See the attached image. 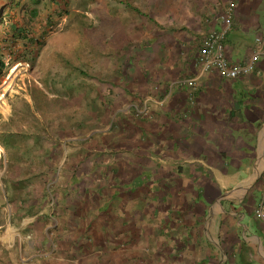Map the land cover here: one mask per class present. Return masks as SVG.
Wrapping results in <instances>:
<instances>
[{
    "label": "crops",
    "instance_id": "1",
    "mask_svg": "<svg viewBox=\"0 0 264 264\" xmlns=\"http://www.w3.org/2000/svg\"><path fill=\"white\" fill-rule=\"evenodd\" d=\"M203 1L208 7V23L204 29L209 31L223 26L222 20H217L218 10L230 1L236 3L234 26L225 40L226 57L230 62H246L261 49L255 70L237 79L222 78L213 70L202 74L193 89L184 83L198 73L196 61L194 69L189 62L191 53L184 56L182 50L167 49L158 60L157 70H150L153 81L146 80L139 86L146 93L140 98L134 97L118 110L116 107L122 104V99L130 100L131 88L128 79H112L109 89L113 90L111 97L114 98L107 101L99 96L95 100L99 107L93 121H103L101 108L113 105L119 119L131 127L130 132L137 131V137L142 133L144 140L142 144L122 141L112 144L105 150L109 154L102 159L100 153L102 155L104 147L95 146L92 152L98 154L89 163L93 176L86 182L91 181L88 194L96 192L99 196L95 199L107 203L94 205L96 210L91 216L95 218L104 212L116 218L118 226L127 222L133 210L125 209L127 198L122 190H131V186L134 189L135 185L125 181L127 176L123 171L128 167L141 169L138 185L158 184L159 198L163 200L159 224L153 229V252L146 254L148 261L154 259L155 249H159L160 264H264V219L255 214L264 193V0H220L218 4ZM182 40L177 39L176 43ZM122 92L125 97L121 96ZM17 101V98L8 99L7 94L0 97V138L17 131L21 133L18 141L9 147L6 142L5 145L0 143L9 163V167L3 161L1 164L3 156L0 157V217H7L6 221H0V264H84L81 257L77 260L65 256L40 259L45 244L38 238L39 224L43 219L51 221V216L47 209H32L33 202L43 196L44 180H50L53 186L59 184L62 189L72 180L69 159L72 150L68 138H54V130L52 138L40 149V132L35 125L25 123L17 127L18 130L7 128V122L16 119L12 107ZM23 104H26V113L21 115L34 121L32 99ZM65 113L70 114L64 110L60 115ZM22 127L26 130H21ZM80 130L76 150L84 152L85 157L89 153L85 146L87 137L84 138ZM102 131H92L91 138H98ZM108 165L114 168L110 177L106 171ZM147 168L149 170H145ZM105 176L112 182H106ZM77 179L79 186L84 183V178ZM108 185L114 187L106 190ZM102 192L106 195H101ZM27 199L29 202L23 203ZM23 216L30 217L26 224H30L31 233L27 237L33 235L34 239H23ZM13 219L15 222L20 219L21 223L16 226ZM122 226L123 232L134 231L128 224ZM83 227L78 228V235L71 240L77 250L81 248L78 241H82V232L88 225ZM116 228L114 231L118 233ZM42 234V237L50 235L45 231ZM47 240L50 242L49 238ZM118 243V240L110 243V256H103L100 247V252L92 259L93 264H132L131 254L122 259L117 257V252H112L118 248Z\"/></svg>",
    "mask_w": 264,
    "mask_h": 264
},
{
    "label": "rangeland",
    "instance_id": "2",
    "mask_svg": "<svg viewBox=\"0 0 264 264\" xmlns=\"http://www.w3.org/2000/svg\"><path fill=\"white\" fill-rule=\"evenodd\" d=\"M211 1L218 4L220 0ZM225 6L226 4L221 11L218 10L217 20H222ZM33 10H37L36 16L33 15ZM207 12L208 7L206 8L203 0H0V52L6 56L0 72V97L7 94L8 99L19 100L12 107L16 119L7 122V128L18 130L19 126L25 123L28 126L35 125L40 132V149L52 138L54 130V138H68L67 143L72 150L69 159L73 178L65 183L66 188L62 189L59 184L53 186L50 180L46 179L41 186L43 196H38L36 202H33L32 209H47L51 216V221L46 222L43 219L39 224L38 238L45 244L40 251V259L65 256L64 258L77 260L76 258L81 257L84 264H93L95 261L92 259L96 258L100 247L103 256H110V243L118 240V248L112 250L115 254L117 252V257L125 259L131 254L132 264L161 263L159 249H155L157 255L153 256L154 259L148 261L146 257V254L151 255L153 252V229L159 224L160 209L163 208L158 184L138 185L141 182L138 171L141 169L131 170L128 167L123 171L127 176L125 181L134 182L135 185L134 189L131 186V190L122 188L123 195L127 198L125 209H131L133 212L127 222L118 226L117 219L104 212H100L95 218L91 216L92 212L94 214V205L98 207L107 202L97 201L95 198L99 195L96 196V192L88 194L92 188L89 186L91 181L86 182L93 176L89 163L94 161L95 155L98 154L92 152L97 145L104 147L102 155L100 153V158H103L109 154L105 150L120 141L124 144H142L141 131L139 137L137 131L130 132L131 127H127L126 122L119 119L117 110L134 97L140 98L146 93L142 92L139 86L143 82L146 83V80L153 81L150 70H157L158 60L166 54L167 49L182 50L184 56L191 53L189 62L194 69L193 62L199 41L209 31L204 29L208 23ZM13 21L26 29L38 42L30 46L23 35L13 39L10 33V24ZM177 39L182 40L181 43H176ZM117 77H121L120 80H129L130 100L122 99L123 102L116 107L117 110L113 105L104 106L106 109L101 108L102 115L100 113L103 121H93L95 110L99 107L95 100L99 96L107 101L113 100L111 95H114V92L109 88L112 86L111 80L116 81ZM125 95L122 92L121 96ZM30 98L34 110V121L31 122L30 117L21 115L26 113V104L22 103ZM64 110H68L70 114L61 116ZM96 129L104 130L101 132L104 136L91 138L90 133ZM21 130L26 129L22 127ZM79 130L84 138L87 137L85 146L89 153L85 157L84 152L76 150L79 145ZM125 134H129V137ZM1 141H6L8 147L11 143L8 136L0 138V143ZM2 156L1 162L7 163L9 167L7 154ZM119 159L122 160L120 156ZM113 169L109 165L106 168L109 177ZM78 177L84 178L81 188ZM104 178L106 182H112L111 178ZM60 184L64 185V182ZM115 185L117 184L114 183ZM114 186L105 187L106 190H111ZM102 193L101 195H106ZM28 202V199L23 201ZM22 219L23 239H34L33 235L27 237L31 233L30 224H26L30 217L23 216ZM6 220V216L0 217L1 222ZM21 220H14L12 223L18 226ZM124 224H128L130 230L134 231L123 232ZM85 225L88 227L82 232V241H78L81 244L78 251L71 245V240L78 235V228H85ZM114 227L118 228V233L114 231ZM44 231L50 235L47 237L44 234L42 237ZM83 247H86V250ZM72 252L83 254L81 256ZM138 256L142 257L137 259Z\"/></svg>",
    "mask_w": 264,
    "mask_h": 264
},
{
    "label": "built area",
    "instance_id": "3",
    "mask_svg": "<svg viewBox=\"0 0 264 264\" xmlns=\"http://www.w3.org/2000/svg\"><path fill=\"white\" fill-rule=\"evenodd\" d=\"M235 9L236 3L230 1L221 16L223 26L219 30L212 29L201 37L195 57L198 73L184 82L190 88L195 89L200 76L213 70L225 79L241 78L255 70L256 63L262 55L261 49L256 51L246 62H230L226 57L225 40L228 32L234 26ZM258 42L262 41L258 38ZM2 154L0 146V157ZM255 214L264 219V193L255 208Z\"/></svg>",
    "mask_w": 264,
    "mask_h": 264
},
{
    "label": "trees",
    "instance_id": "4",
    "mask_svg": "<svg viewBox=\"0 0 264 264\" xmlns=\"http://www.w3.org/2000/svg\"><path fill=\"white\" fill-rule=\"evenodd\" d=\"M37 13H38L37 10H33V15L34 16H36ZM10 33H12L11 37L13 39H15L18 36L20 37V35H23V38L26 39V43H30L31 44L30 46H32V44H36L38 42L35 37H33V36L28 34L26 29H24L22 26H19L18 23L14 22V21L10 24ZM0 51H2V50L0 49ZM3 55H4V53L0 52V72L2 71V68L4 67V64H5V61H6V60H4L6 56L5 55L3 56ZM88 89H90V88H88ZM37 105H38V102H37ZM41 105H42V103H41ZM38 107H39V109L41 108L40 105ZM20 134L21 133L19 131H17L15 134L12 133V134L8 135V137L10 138V141H11L12 144H14L15 141H18L19 137H17V136H20ZM4 137L5 136H3V138ZM5 142L6 141H1V144L5 145ZM11 143H10V145H11Z\"/></svg>",
    "mask_w": 264,
    "mask_h": 264
}]
</instances>
